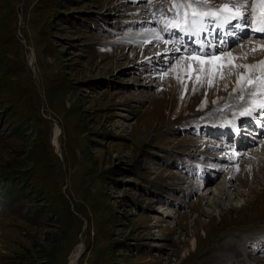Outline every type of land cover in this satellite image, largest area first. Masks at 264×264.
<instances>
[{"label":"rangeland","instance_id":"1","mask_svg":"<svg viewBox=\"0 0 264 264\" xmlns=\"http://www.w3.org/2000/svg\"><path fill=\"white\" fill-rule=\"evenodd\" d=\"M186 2L0 0V264H264V35L176 36Z\"/></svg>","mask_w":264,"mask_h":264},{"label":"snow or ice","instance_id":"2","mask_svg":"<svg viewBox=\"0 0 264 264\" xmlns=\"http://www.w3.org/2000/svg\"><path fill=\"white\" fill-rule=\"evenodd\" d=\"M202 7H207L209 10L202 11L200 10ZM172 8L185 10L182 12H177V16L182 18L183 23L170 22L165 25V30L170 27L195 35L197 32L205 31L207 29L208 23L220 25L232 24L233 21H236V23L232 25L234 28H248L253 32L264 33V0H261L259 5H249L247 3H225L222 5H216L209 4L208 0H188L186 3H173ZM257 8L259 11H257ZM156 39L159 40L162 39V37L157 35ZM176 50L179 51L180 49ZM197 51L200 52L199 55L190 53L188 59L195 61L200 65L199 71L201 73L206 71L204 68L205 64L212 65L214 60L220 59L219 56H212L211 53H205L199 49ZM253 51H255V49H253ZM202 56H208L209 59H201ZM259 66L264 69V61H260ZM189 67H191V65H189ZM244 67H257V65H245ZM243 80L244 77L241 76L237 82L238 86ZM256 80L258 82V86L264 90V77H257ZM209 83L211 84V81H209ZM247 83L252 84L253 80L249 78ZM241 99H243V97H241ZM260 107L264 108V104H261Z\"/></svg>","mask_w":264,"mask_h":264},{"label":"bare ground","instance_id":"3","mask_svg":"<svg viewBox=\"0 0 264 264\" xmlns=\"http://www.w3.org/2000/svg\"><path fill=\"white\" fill-rule=\"evenodd\" d=\"M182 23H183V21H181ZM233 24H234V21L232 22ZM221 25V24H220ZM251 31V30H250ZM242 33V32H241ZM247 33L248 32H244V34L245 35H247ZM251 33V35L252 36H255V35H264V33H260V32H253V31H251L250 32ZM183 34H184V36L186 37V36H188L187 34L188 33H186V32H184L183 31ZM237 35V34H236ZM261 37V36H260ZM263 37V36H262ZM235 38V37H234ZM238 38H240V35L238 36ZM238 38H236V39H238ZM158 41V40H157ZM156 42V41H155ZM255 42H257V41H255ZM255 42H252L251 43V45H247L246 46V50L245 51H242V53H239L240 55H249V54H255V55H257V56H259V58L261 59V58H263L261 61H264V47H262V46H264V43L262 44V43H257V44H255ZM169 45L168 46H171V44L170 43H168ZM167 45V43L165 44V46ZM253 49H255V51H253ZM30 52H32V51H30ZM201 59H203V58H201ZM245 59V58H244ZM234 60V59H233ZM229 61L230 62H228L229 64V66H227V68L229 67V70L227 71V72H224L223 74H220V75H218V73L215 75V72H213V69L214 68H216V66H218L217 64H218V62H217V60L216 61H214V63L212 64V65H208L207 66V71L209 72L208 74H209V77L208 78H210V81H211V84H213V77H214V75H215V77H216V80H215V86H220V85H224L225 84V79H227L228 77H230L231 76V74H233L232 73V68H233V70H234V68H235V63L233 64V61H231L230 59H229ZM234 62H235V60H234ZM243 62V61H242ZM237 63V62H236ZM248 66V65H247ZM251 67H249V68H247V69H250ZM191 69V68H190ZM239 69V68H238ZM215 70H217V69H215ZM259 70H261L260 71V75H253V76H256V77H264V69H262L259 65H258V68H257V70H254V71H252V69H250V71L249 72H251V73H255V72H258ZM231 79V78H230ZM239 80V79H238ZM206 81H208V79L206 80ZM238 82V81H237ZM237 82H236V84H235V87H238V84H237ZM241 83H242V81L239 83V86L241 85ZM250 93H251V88H250V90H248ZM247 91H242V90H238V91H235V93H234V96L233 97H235L236 98V96H238V98L237 99H240L241 97H244V95H247V94H245ZM240 97V98H239ZM235 100V99H234ZM264 102L262 101L260 104H259V107H260V105L261 104H263ZM255 106V105H254ZM253 106V109L255 108L256 109V107H254ZM250 115V114H249ZM258 124V123H257ZM259 125V124H258ZM241 129V128H240ZM238 130H239V128H238ZM238 132V131H237ZM239 133V132H238ZM229 184H227L226 186H228ZM221 193V195H223L222 194V192H220Z\"/></svg>","mask_w":264,"mask_h":264},{"label":"trees","instance_id":"4","mask_svg":"<svg viewBox=\"0 0 264 264\" xmlns=\"http://www.w3.org/2000/svg\"><path fill=\"white\" fill-rule=\"evenodd\" d=\"M8 89H9V91H13V89H11V87H9ZM36 158L39 159L40 157H36ZM37 159H33V162H36ZM39 164H41L43 166L42 168H44L46 166L44 161L40 162V160H38L36 165L38 166ZM40 182L42 185H46L44 178L40 179ZM56 182L57 181H54L53 187L56 188L54 194L57 195V197H55V196H54V198L49 197V207L48 208L56 215L58 221L62 222V221H64V218H67L70 215H72V211L69 208V203H68L67 199H65L63 197V194L57 188ZM48 187L46 185L45 188H48Z\"/></svg>","mask_w":264,"mask_h":264},{"label":"water","instance_id":"5","mask_svg":"<svg viewBox=\"0 0 264 264\" xmlns=\"http://www.w3.org/2000/svg\"><path fill=\"white\" fill-rule=\"evenodd\" d=\"M26 48H27V46L26 45H24ZM28 50L29 51H31L29 48H28ZM34 61V60H33ZM33 61H31V62H29V67H30V70L32 71V73H33ZM36 81V80H35Z\"/></svg>","mask_w":264,"mask_h":264}]
</instances>
